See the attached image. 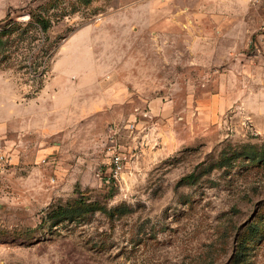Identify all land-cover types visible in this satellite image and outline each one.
I'll use <instances>...</instances> for the list:
<instances>
[{
  "label": "rangeland",
  "instance_id": "1",
  "mask_svg": "<svg viewBox=\"0 0 264 264\" xmlns=\"http://www.w3.org/2000/svg\"><path fill=\"white\" fill-rule=\"evenodd\" d=\"M151 1L0 19V264H264V0ZM228 9L210 64L191 17L156 28Z\"/></svg>",
  "mask_w": 264,
  "mask_h": 264
},
{
  "label": "crops",
  "instance_id": "2",
  "mask_svg": "<svg viewBox=\"0 0 264 264\" xmlns=\"http://www.w3.org/2000/svg\"><path fill=\"white\" fill-rule=\"evenodd\" d=\"M24 0H0V19L4 18L10 10L13 9V7H17L20 5V3ZM200 2L203 1H210V2H232V3H238V2H248V4L252 5L250 0H199ZM152 5L154 6V0L151 1ZM213 6V5H212ZM249 6V5H248ZM231 6L229 5V8ZM237 11L236 10H226L220 11V10H206L205 12L202 10L200 12H195V14L191 15H185L179 13H175L171 18L165 19L164 21L157 24L158 28L157 30L161 31V34H166L167 31L173 30V29H182V24H185V20L189 17H191L193 20V23L195 22L196 25L200 26L201 33L197 32V40L194 45L191 46V52L193 53V59L194 63L196 64H210L212 57H206L207 55L211 56L212 51H217L220 47H215L214 44L216 42H219V36L217 34L220 33L219 29L217 28L218 25L221 24L222 26V34L226 35L225 42L229 44L228 42H231L233 37L232 29L234 28L236 24V20L240 18H246L248 15V12L246 11ZM138 11L136 13H129L127 14L123 19L124 21H116L117 27H123L124 24L127 22L131 24L132 28L134 30H138L139 26V15ZM155 9L148 10L147 17H148V24L154 25L155 24ZM185 19V20H184ZM129 20V21H128ZM124 22V23H123ZM120 23V24H118ZM243 23V22H242ZM247 23V22H245ZM195 25V26H196ZM217 28L216 30H214ZM249 26H246L245 29H248ZM155 30V29H154ZM154 33L159 34L158 31H155ZM200 33V34H199ZM230 38V41H229ZM167 42V40H164ZM232 43V42H231ZM165 48V46H163ZM187 47H180V49H185ZM226 48V46H224ZM203 51V52H202ZM201 52V53H200Z\"/></svg>",
  "mask_w": 264,
  "mask_h": 264
},
{
  "label": "built area",
  "instance_id": "3",
  "mask_svg": "<svg viewBox=\"0 0 264 264\" xmlns=\"http://www.w3.org/2000/svg\"><path fill=\"white\" fill-rule=\"evenodd\" d=\"M133 126V125H132ZM125 155L122 153H114L112 156V175L117 176L124 165ZM45 160V159H44Z\"/></svg>",
  "mask_w": 264,
  "mask_h": 264
}]
</instances>
